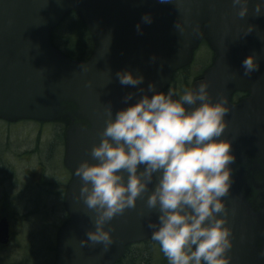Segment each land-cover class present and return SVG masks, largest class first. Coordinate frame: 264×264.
Returning <instances> with one entry per match:
<instances>
[{
    "label": "water",
    "instance_id": "1",
    "mask_svg": "<svg viewBox=\"0 0 264 264\" xmlns=\"http://www.w3.org/2000/svg\"><path fill=\"white\" fill-rule=\"evenodd\" d=\"M256 3L249 0V12L241 18L231 0H0V117L51 119L64 103H72L88 125H74L68 132L66 159L75 170L82 160L93 162L90 149L100 142L109 104L114 118L118 109L136 102L139 88L147 92L149 82L162 91L172 72L190 61L203 29L216 58L193 87L207 81L212 99L222 93L230 108L221 137L231 142L235 156L230 194L223 198L233 234L230 264H264L257 254L264 248V208L254 209L246 192L248 158L259 159L264 168V14L254 13ZM70 11L78 14L94 40L87 61L69 59L51 43L52 29ZM145 13L151 23L141 20ZM249 24L253 31L245 35ZM249 54L256 56L259 68L244 75L241 61ZM117 70L141 74L144 80L137 86L121 85ZM235 91L249 96L231 103ZM129 92L134 95L125 102ZM80 184L74 176L67 189L70 221L59 233L55 264H115L128 243L151 236L148 225L158 213L147 208L145 193L135 208L109 221L114 242L107 251L102 244L81 246L85 232L94 229V213L73 199Z\"/></svg>",
    "mask_w": 264,
    "mask_h": 264
},
{
    "label": "clouds",
    "instance_id": "2",
    "mask_svg": "<svg viewBox=\"0 0 264 264\" xmlns=\"http://www.w3.org/2000/svg\"><path fill=\"white\" fill-rule=\"evenodd\" d=\"M231 2L239 17L248 14L249 0ZM254 13L264 14V0H257ZM151 19L148 13L141 17L145 23ZM175 27L180 28L177 23ZM253 27L249 24L244 34ZM136 29L141 31L139 23ZM241 65L244 75L259 68L254 54ZM115 75L121 85L137 86L144 80L130 70H117ZM208 87L201 81L174 98V89L156 91L149 82L147 92L139 88L136 102L118 109L114 118L109 104L100 142L90 149L93 162L82 160L74 170L81 184L73 199L82 200L94 213V229L85 232L81 246L102 244L107 251L114 242L109 221L135 208L147 193V208L158 213L148 225L151 239L169 264H230L233 234L223 198L230 194L235 156L231 142L221 138L230 108L222 93L213 100ZM133 95L127 93L124 101ZM257 254L264 257V248Z\"/></svg>",
    "mask_w": 264,
    "mask_h": 264
},
{
    "label": "flooded vegetation",
    "instance_id": "3",
    "mask_svg": "<svg viewBox=\"0 0 264 264\" xmlns=\"http://www.w3.org/2000/svg\"><path fill=\"white\" fill-rule=\"evenodd\" d=\"M246 95V93L241 92L235 93L231 102L237 103ZM26 122H29L30 127L23 131L26 135L23 136L21 134L22 141L19 140L17 145L14 127L16 129L23 128ZM44 124H60L61 130L55 126L54 130L48 134L49 131L47 128H44ZM69 126L70 120L65 115L60 116L56 120L49 121H37L33 119L11 120L0 117V221L4 220L3 223L8 226L9 232L8 242L6 244L0 242V249L11 241L13 228L19 220H26L27 217L36 213H48V209L50 210L52 206L55 207L56 204L59 207L63 206L68 183L71 179L70 170L66 164V133ZM44 131L45 135H47L45 142L49 143L48 147H43L42 151L40 140ZM58 151H60V154H56ZM62 157L63 163H60L59 160H62ZM254 159L262 171L256 172L257 164L254 162ZM29 160L33 162V166L36 163L35 171H31L27 167L23 168V164ZM20 164H22L21 172L18 169ZM65 164L66 166H64ZM250 164L255 167L252 173L253 182L257 187L264 186V168H262L259 159L254 157L248 158L246 166L247 177ZM46 167L52 168L53 171H58V175L52 173L47 175ZM60 169L61 171L65 170V177H60ZM20 173L26 178V182L20 183L17 180V174ZM249 181H251L250 178ZM46 197L47 199H44ZM20 200H23L25 205L28 204V207H19ZM52 200L56 204L52 205L50 202ZM249 200L254 208H264V187L262 192L250 195ZM5 202H7V206H5ZM3 231L4 226L1 225L0 240L2 239Z\"/></svg>",
    "mask_w": 264,
    "mask_h": 264
},
{
    "label": "rangeland",
    "instance_id": "4",
    "mask_svg": "<svg viewBox=\"0 0 264 264\" xmlns=\"http://www.w3.org/2000/svg\"><path fill=\"white\" fill-rule=\"evenodd\" d=\"M201 38L206 40L203 30L201 31L197 42ZM205 49H210V48H208L205 42L204 43L200 42L199 49L195 51V48H194V50L191 53L193 59H192V62L190 63L191 66L189 67L190 78L188 79L187 86H185L186 88L192 87L193 77L198 76L201 66L206 61L205 59L206 53H204V51L206 52ZM183 90L180 91L181 94ZM62 113H66V111L63 110ZM24 125L25 126L23 128L20 127L19 129H16V127H14L17 145H18L19 140L22 141L21 134L23 136L26 135V133H24L23 131L30 127L29 122L24 123ZM55 126L59 127V130H61L60 124H44V128H47L49 131L48 134L52 130H54ZM64 128L65 126L63 127V131H64ZM45 131L40 140L42 151H43V147L47 148L48 143H49V142H45V139L47 136L45 135ZM56 154H60V151L56 152ZM30 161L31 160H29L28 162H25L23 164V168L27 167L31 171H35L36 163H35V166H33V162H30ZM59 162L63 163V157H62V160H59ZM64 166H66V164ZM32 167L34 168L32 169ZM256 167L259 168L258 164L256 165ZM254 168H255L254 165L250 164L249 170H248V177L251 180L250 182L252 183V186L250 183V189H248L249 196L256 194V193H260L262 192V189H263V187H257L255 183L253 182L252 173H253ZM18 169L20 172L22 171V164L19 165ZM52 171H53L52 168L46 167L47 175H49L50 173L54 175H58V171H53V172ZM70 174L71 176H73L74 174L73 169L70 170ZM60 177H65L64 169L62 171L60 169ZM16 178L20 183L23 181L26 182L25 180L26 178L22 175V173L17 174ZM44 199H47V197ZM50 202L52 205L56 204L55 202H53V200ZM5 206H7V202H5ZM19 207L27 208L28 204L25 205V202L23 200H20ZM64 207H65L64 204L63 206H60V207L58 204H56L55 207L52 206L50 210L48 209V207H46L48 209V213H44V214L36 213L35 215H31L27 217L26 220H19L18 223L13 228L14 234L12 233L13 236H12L11 241L5 247H2L0 249V264H23L24 262H26L27 264L29 262H31V264H54L57 258L58 234L61 231V229L66 224H68L70 221V216H68ZM6 211H7V208H6ZM132 244H133L132 246L133 254L144 249V246H141L140 244H136V243H132ZM152 245L155 247V248L153 247L154 250L158 251L159 249L158 255H157V261L154 262V264L155 263L156 264H169L167 258L164 256V254L160 250V246L158 245V243L156 242V243H153ZM47 249H51V251H47V252H51L52 257L46 252ZM43 253L45 254L44 256L42 255Z\"/></svg>",
    "mask_w": 264,
    "mask_h": 264
},
{
    "label": "trees",
    "instance_id": "5",
    "mask_svg": "<svg viewBox=\"0 0 264 264\" xmlns=\"http://www.w3.org/2000/svg\"><path fill=\"white\" fill-rule=\"evenodd\" d=\"M50 39L52 45L69 59L87 61L93 53L94 40L86 25L74 11L68 12L60 24L52 29ZM190 66L191 64L183 66L174 72L171 85H169V88L174 89L177 93L174 98H178V95L181 94L180 91L186 88L185 86H187L190 78ZM153 243L156 242L151 237L136 242V244L144 246V249L134 254L132 252L133 244H128L125 247L123 257L116 264H154L157 261L159 249L158 251L154 250ZM47 251H51V249H47ZM47 253L52 257L51 252ZM23 264L27 263L24 262ZM28 264H31V262Z\"/></svg>",
    "mask_w": 264,
    "mask_h": 264
},
{
    "label": "bare ground",
    "instance_id": "6",
    "mask_svg": "<svg viewBox=\"0 0 264 264\" xmlns=\"http://www.w3.org/2000/svg\"><path fill=\"white\" fill-rule=\"evenodd\" d=\"M212 61L211 55H208L206 57V61L203 63V65L200 68L199 75H204L206 69L209 67L210 63Z\"/></svg>",
    "mask_w": 264,
    "mask_h": 264
}]
</instances>
